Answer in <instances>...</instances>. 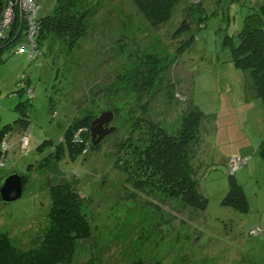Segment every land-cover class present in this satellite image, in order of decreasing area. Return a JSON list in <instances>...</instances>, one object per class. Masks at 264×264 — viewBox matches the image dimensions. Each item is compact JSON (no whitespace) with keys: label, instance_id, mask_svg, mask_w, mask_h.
Masks as SVG:
<instances>
[{"label":"rangeland","instance_id":"374dc122","mask_svg":"<svg viewBox=\"0 0 264 264\" xmlns=\"http://www.w3.org/2000/svg\"><path fill=\"white\" fill-rule=\"evenodd\" d=\"M39 2L38 16L45 17L58 0ZM77 2L80 9L89 10L90 18L86 36L72 49L50 41L52 48L40 67L29 60L28 47L21 53L30 42L23 36L5 50V63L0 64V128L14 125L6 138L7 160L5 154L0 160V188L11 174L29 177L18 201L5 204L0 192V233L7 232L22 250L40 247L48 227L50 187L78 178L77 188L87 202L85 211L95 233L79 243L72 264H260L264 233L254 238L249 232L256 226L264 230V158L260 152L264 103L250 75L232 62L231 47L224 45L227 36H237L242 30L255 3L183 0L168 22L153 27L132 0ZM25 4L33 6L31 0ZM187 12L192 13V30L176 37ZM202 17L204 28L199 26ZM5 25L11 27L8 22ZM13 28L0 35V48ZM193 37L190 45L185 44ZM163 66L171 67L167 79L176 84L173 104L168 103V92L152 98L153 92L141 86L148 69ZM24 74L36 88V97L26 108L31 124L25 130L15 124L21 117L16 106L32 97L29 80L22 84L29 83L27 91L19 96ZM156 85L151 88L154 92L161 87ZM145 106L148 109L143 112ZM191 107L205 113L196 163L199 189L208 206L191 217L185 212L182 223L173 214L174 203H166L165 209V202L159 201V210L150 199L158 201L162 196L140 195L115 161L118 144L137 136L133 127L139 117L164 122L171 130ZM105 112L114 113L107 126L114 131L94 143L91 126ZM88 115L94 119L86 130L90 137H86L84 154H65L49 161L55 147L38 151L45 140L59 144L71 122ZM83 130L77 134L81 141ZM2 146L6 149L5 140ZM238 156L248 158V164L234 175L247 196V212L224 203L233 174L229 161ZM176 203L180 208L181 203Z\"/></svg>","mask_w":264,"mask_h":264},{"label":"trees","instance_id":"16d2710c","mask_svg":"<svg viewBox=\"0 0 264 264\" xmlns=\"http://www.w3.org/2000/svg\"><path fill=\"white\" fill-rule=\"evenodd\" d=\"M132 1L147 22L151 26L157 27L170 20L174 7L183 0ZM257 1L251 0L255 3L252 4L255 5L254 12L245 17L242 30L237 36H227L224 45L231 47L232 62L238 69L250 75L256 95L264 103V0L259 4H256ZM7 3L8 0H0V22L4 19ZM191 15V12H187L186 18L176 32V37L192 30ZM88 18H90L89 10L80 9L77 0H58L50 15L38 16L40 26L36 38L39 45L38 51L41 54L37 58H32L29 46H25L21 53H24L28 47L29 60L36 62L41 67L46 56L49 55L50 48H52L50 41L57 40L58 43L67 44L72 49L75 43L86 36ZM199 26L200 28L206 27L205 18H200ZM20 27L22 30L18 32ZM28 31L27 21L18 20L11 36L0 48V64L5 63V50L11 48L13 43L16 44L22 40L23 36L27 38ZM236 38H238V43L235 42ZM193 39L194 37L185 44L190 45ZM170 69V66H163L161 70L156 67L148 69L144 76L146 83L141 86H147L148 92H153L152 98H156L163 90L168 92L167 95L170 97L168 103L173 104L175 102L176 84L172 79H167ZM25 80H29L31 84L26 82V85H22ZM20 82L21 89L19 92L21 93L19 96L22 95V92L27 91V84L29 89H34L33 97L29 98L28 96L27 101H22L16 106V110L21 112V117L15 124H20L25 130L31 124L30 120L26 119L28 116L26 108L32 105V101L36 97V88L31 78L26 74L22 75ZM157 83L161 84V89L159 88L158 91L154 92L155 90H151V88ZM179 96L181 97V95ZM147 109L148 107L145 106L143 112ZM204 118L205 113L202 110L191 107L182 115L181 123L170 130L164 122L156 121L153 118L139 117L133 127L137 136L120 142L116 153V166L127 174V180L136 192L145 198L161 195L162 199L159 198L158 201L150 199L153 202L151 204H155L157 208H160L159 201L165 202V209L166 203H174L172 207L176 212L173 214L181 217L182 223L186 222L183 217H187L188 213L191 217L192 212L205 211L208 206V199L199 189L200 180L197 177L198 164L196 163L201 144L200 128ZM93 119L92 115L74 119L59 144L52 140H45L38 146V151L42 152L50 147H55L56 152L51 153L52 156L47 158L49 161L60 159L65 154H70L71 157L80 155L86 149L88 141L86 137H90V130L88 132L86 130L87 128L90 129V123ZM13 129L14 125L11 124L0 128V160L3 154H5V161L7 160L6 154L9 145L6 138ZM81 129H84L85 132L81 133L85 138L83 141L79 139L81 136L77 135ZM4 140L6 149L2 146ZM260 152L264 158V140L261 142ZM234 175L235 173L231 175L230 191L224 203L247 212V196L243 187L235 180ZM22 176L25 191L29 177ZM77 181L78 178L71 179L50 187L51 206L48 213V227L40 247L28 251L22 250L13 243L7 232L0 233V264H72L79 243L90 240L95 233L89 214L85 211L87 202L78 191ZM176 202L181 203L180 208ZM249 236H251L250 232ZM138 264L143 263L139 262Z\"/></svg>","mask_w":264,"mask_h":264},{"label":"built area","instance_id":"2783aa9c","mask_svg":"<svg viewBox=\"0 0 264 264\" xmlns=\"http://www.w3.org/2000/svg\"><path fill=\"white\" fill-rule=\"evenodd\" d=\"M20 3L22 6H17ZM32 7H29L25 4V0H8V6L4 13V19L0 22V35L4 34L5 31L12 26H15L17 21L21 20V22L27 21L29 25V31L27 38L29 39V44L27 46L30 47L31 57L37 58L41 52L38 51L37 45V35L39 33V19L38 13L40 10V4L38 0H31ZM8 22L11 27L5 25ZM11 22V23H10ZM9 27V28H8ZM24 48H22V51ZM30 93H32V97L34 96V91L30 89ZM248 163V158L244 157H233L230 160V166L233 174L239 171L242 167L246 166ZM263 234V229L260 226L254 227L250 231V235L254 238L260 237Z\"/></svg>","mask_w":264,"mask_h":264},{"label":"water","instance_id":"95a60500","mask_svg":"<svg viewBox=\"0 0 264 264\" xmlns=\"http://www.w3.org/2000/svg\"><path fill=\"white\" fill-rule=\"evenodd\" d=\"M114 119L113 112H105L101 117L96 119L91 126V134L94 143L101 142L107 135L111 134L114 129L108 128ZM1 198L5 204L18 201L24 192L22 174L14 173L8 176L0 188Z\"/></svg>","mask_w":264,"mask_h":264},{"label":"crops","instance_id":"0c3cea01","mask_svg":"<svg viewBox=\"0 0 264 264\" xmlns=\"http://www.w3.org/2000/svg\"><path fill=\"white\" fill-rule=\"evenodd\" d=\"M238 157H239V156H238ZM260 264H264V260H263Z\"/></svg>","mask_w":264,"mask_h":264}]
</instances>
